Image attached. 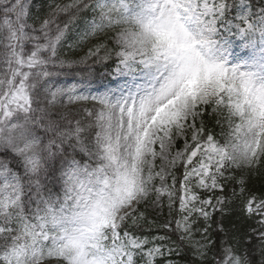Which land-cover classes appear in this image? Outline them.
Segmentation results:
<instances>
[{
    "label": "snow or ice",
    "instance_id": "1",
    "mask_svg": "<svg viewBox=\"0 0 264 264\" xmlns=\"http://www.w3.org/2000/svg\"><path fill=\"white\" fill-rule=\"evenodd\" d=\"M254 179L264 0H0V264H264Z\"/></svg>",
    "mask_w": 264,
    "mask_h": 264
},
{
    "label": "trees",
    "instance_id": "2",
    "mask_svg": "<svg viewBox=\"0 0 264 264\" xmlns=\"http://www.w3.org/2000/svg\"><path fill=\"white\" fill-rule=\"evenodd\" d=\"M252 192H255L256 194H260L262 191H264V179H254L252 184L249 185ZM237 192H239V187L237 186ZM249 193H245V197H247ZM238 217L237 214L233 213L228 216L229 219L226 221L232 222L235 220V218ZM242 220V219H241Z\"/></svg>",
    "mask_w": 264,
    "mask_h": 264
},
{
    "label": "rangeland",
    "instance_id": "3",
    "mask_svg": "<svg viewBox=\"0 0 264 264\" xmlns=\"http://www.w3.org/2000/svg\"><path fill=\"white\" fill-rule=\"evenodd\" d=\"M167 213V209H165V214ZM164 217H160V220L163 221Z\"/></svg>",
    "mask_w": 264,
    "mask_h": 264
}]
</instances>
